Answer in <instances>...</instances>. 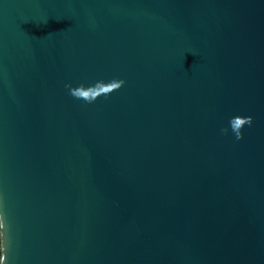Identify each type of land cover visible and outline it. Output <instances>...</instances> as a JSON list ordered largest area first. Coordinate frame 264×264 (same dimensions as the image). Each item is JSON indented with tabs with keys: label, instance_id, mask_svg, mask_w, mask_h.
<instances>
[{
	"label": "water",
	"instance_id": "water-1",
	"mask_svg": "<svg viewBox=\"0 0 264 264\" xmlns=\"http://www.w3.org/2000/svg\"><path fill=\"white\" fill-rule=\"evenodd\" d=\"M0 213L4 264H264V0H0Z\"/></svg>",
	"mask_w": 264,
	"mask_h": 264
},
{
	"label": "clouds",
	"instance_id": "clouds-1",
	"mask_svg": "<svg viewBox=\"0 0 264 264\" xmlns=\"http://www.w3.org/2000/svg\"><path fill=\"white\" fill-rule=\"evenodd\" d=\"M125 82L123 80H113L111 82L105 83L103 81H98L95 85L85 87L84 85H80L79 87H71L70 85H65L66 88H69L70 95L76 99H82L88 103L94 102L101 95L107 96L111 94L113 91L120 89ZM253 122V118L251 116H234L229 120V126L232 132L235 134L237 140L243 138L242 129L245 125L251 126ZM222 134L228 133V128H222ZM5 228L6 223L4 219L3 213H0V234L3 236V247H4V255L0 256V264H4L6 260L5 256V245H4V237H5Z\"/></svg>",
	"mask_w": 264,
	"mask_h": 264
},
{
	"label": "trees",
	"instance_id": "trees-1",
	"mask_svg": "<svg viewBox=\"0 0 264 264\" xmlns=\"http://www.w3.org/2000/svg\"><path fill=\"white\" fill-rule=\"evenodd\" d=\"M0 256H1V240H0Z\"/></svg>",
	"mask_w": 264,
	"mask_h": 264
}]
</instances>
